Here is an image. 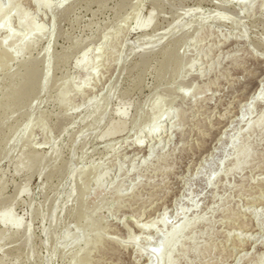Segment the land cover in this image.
Masks as SVG:
<instances>
[{"label": "rangeland", "instance_id": "obj_1", "mask_svg": "<svg viewBox=\"0 0 264 264\" xmlns=\"http://www.w3.org/2000/svg\"><path fill=\"white\" fill-rule=\"evenodd\" d=\"M6 21L0 264H264V0H0Z\"/></svg>", "mask_w": 264, "mask_h": 264}, {"label": "bare ground", "instance_id": "obj_2", "mask_svg": "<svg viewBox=\"0 0 264 264\" xmlns=\"http://www.w3.org/2000/svg\"><path fill=\"white\" fill-rule=\"evenodd\" d=\"M47 17V16H46ZM44 19V18H43ZM46 19V18H45ZM7 20V19H6ZM8 21V20H7ZM5 22L4 24H1V26H0V31H4L6 34H8V36H6L7 38H11V33H10V26H9V24H8V22ZM2 23V22H1ZM5 40L6 39H3L2 41H4V42H2V44L3 45H5ZM8 40V39H7ZM1 42V41H0ZM1 44V43H0ZM1 44V46H3ZM205 60V59H204ZM195 63V62H194ZM193 63V61H192V63L191 64H194ZM193 67V66H192ZM33 72H31L30 74H32ZM99 86V85H98ZM96 88V87H95ZM93 91V90H92ZM89 92V91H88ZM243 98V97H242ZM232 109V108H231ZM236 109H237V107H236ZM154 113H155V120H154V122H153V126L151 127V129L148 131V130H146V129H142L141 131H145V135H147V137H149L150 138V140H151V138L152 139H154V138H156V137H158V136H160L162 133H161V131H162V127H161V123H159V121H162V120H168V119H170V117H171V113L169 112V111H167V110H163V107H162V104L161 103H156L155 105H154ZM224 115V114H223ZM230 118V117H229ZM231 119V118H230ZM219 120V119H218ZM225 121V120H224ZM215 124H217V123H215ZM221 124V123H220ZM216 126V125H215ZM218 126V125H217ZM224 126V125H223ZM222 128V127H221ZM147 132V133H146ZM138 134V133H137ZM141 134H142V132H141ZM139 135V134H138ZM137 136V135H136ZM146 137V136H145ZM142 140V138H139V137H137L136 138V141H133L132 143H133V145H135L134 146V148H133V151H132V153H137L138 155L139 154H143V152H144V150H145V148H142L144 145H143V142L141 141ZM128 142V141H127ZM113 147V146H112ZM125 148V147H124ZM153 149V148H152ZM129 150V149H128ZM131 150V149H130ZM154 150V149H153ZM120 152H122V151H120ZM120 152H119V154H120ZM145 152H147V151H145ZM123 153V152H122ZM129 153H130V151H129ZM141 154V155H142ZM147 154V153H146ZM139 157V156H138ZM138 159V158H137ZM134 161H135V159H134ZM113 166V165H112ZM114 167V166H113ZM120 167H123V166H120ZM122 170V168H120V171ZM123 171V170H122ZM106 173H108L107 171H106ZM97 177L96 178H99V176H100V178H103V177H101V175L99 174V175H96ZM123 177H124V175H123ZM93 178V177H92ZM95 178V179H96ZM105 178V177H104ZM98 182H99V179H96ZM95 180V181H96ZM120 182H124V181H120ZM119 184V183H118ZM125 185V184H124ZM118 186V185H117ZM118 187H121V186H118ZM120 189L118 188V191H119ZM166 209V208H165ZM153 213V212H152ZM154 215V214H153ZM160 216V215H159ZM86 218V213H85V211H81L80 212V215H79V221H81V220H84ZM165 218V217H164ZM164 218H162L160 221L162 222V225L164 226L165 224H166V219H164ZM153 220V219H152ZM150 221V220H149ZM154 221V220H153ZM153 221H151V222H148L147 224L145 223V225H137V227L138 228H140L144 233H149V232H152V233H156V234H159V232H156L157 230H155L154 228V225H156L155 223L156 222H153ZM160 222V223H161ZM159 223V222H158ZM180 232V230L179 229H176V230H174L172 233H171V235L170 236H168L169 238H168V240H167V242H165L164 243V245H163V247H165V248H168V246H170V243L172 242V239H174L177 235H178V233ZM67 234V233H66ZM64 235V234H63ZM62 235V236H63ZM140 235V234H139ZM73 236V235H72ZM142 236V235H141ZM145 236V235H144ZM147 236V235H146ZM70 236L67 234V235H65V236H63L62 237V239H64L65 241L66 240H68V238H69ZM133 237V236H132ZM73 238V237H72ZM147 241H149V243L150 244H153L154 245V241L153 240H151V239H149V237L147 236ZM137 238H131V244L133 245V246H135L136 245V240ZM71 240V239H70ZM61 241V240H60ZM156 245H157V243H155ZM70 245H72V244H70ZM74 245V244H73ZM137 246V245H136ZM72 247H74V246H72ZM139 247V246H138ZM153 247H155V246H153ZM69 248V250H70V248L71 247H68ZM67 248V249H68ZM156 248V247H155ZM65 249H66V247H65ZM140 255H144V250H141V249H139L138 251H137ZM136 252V253H137ZM163 250H161V249H159V247H158V254L157 253H155V252H150L149 250L147 251V253H145V255L147 256V258L148 259H150V258H153V257H151V254L152 255H154L155 257H159V255L160 256H162L163 255ZM150 261H148V263H149ZM159 264V263H158ZM169 264H173L171 261H169Z\"/></svg>", "mask_w": 264, "mask_h": 264}]
</instances>
